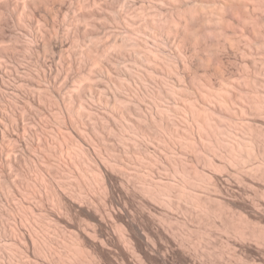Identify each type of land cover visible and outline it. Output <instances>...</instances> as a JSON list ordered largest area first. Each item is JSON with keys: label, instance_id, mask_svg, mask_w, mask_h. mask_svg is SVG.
<instances>
[{"label": "bare ground", "instance_id": "6f19581e", "mask_svg": "<svg viewBox=\"0 0 264 264\" xmlns=\"http://www.w3.org/2000/svg\"><path fill=\"white\" fill-rule=\"evenodd\" d=\"M55 1L58 2V0H24L19 5L15 0H0V101L6 100L9 96L7 97L9 106L12 107L11 110H14L13 108L19 104V98L24 96V100L21 99L24 106L21 102L22 109L17 108L19 115H14L16 112L11 111L15 112L12 116L8 114L0 116V156L8 151L11 153L10 148L5 150L2 146L5 140L10 138L9 133H17L22 144L28 145L24 137L28 134L25 126H21L19 133H15L13 129L15 126L12 127L14 123L17 126L18 119L23 117L26 110H29L30 114L37 115L38 105L42 102L48 104L56 101L60 104L56 105L60 107L62 123L59 121L60 128H56L58 132L55 136L51 135L53 136L51 138L60 145L61 156L66 157L70 165L75 167L78 176L84 179V184L88 177L94 182L97 179L112 181L114 173L112 174L111 171L126 175L133 169L129 173L130 179L132 175L133 179L138 181L147 199L158 200L169 210L182 209L193 213L204 210L202 193L198 191L200 187L205 186L204 174L194 164L202 160L201 147L203 152L207 151L209 155L221 159L236 170L249 166L255 170L259 167L260 172V168L264 166V134L262 133L264 131L256 124L254 118L261 116L264 112V38L261 40L262 36L258 35L264 31V0H110V2L104 0L105 3L102 0L100 3L105 5H101V8L98 0H67L72 8L79 9L78 14L75 15V23L77 20L79 22L76 24L83 22L93 28L88 30V27L85 29L74 26L73 30L77 27L75 29L77 33H73V30L70 32L71 35L75 34L72 35L71 42L76 43L79 37L94 39L92 43L101 40L99 36L101 32L94 31L98 28L94 26L103 19L115 20L121 24L119 26L122 28L121 31L117 30L116 34L112 33L113 37L109 35L112 39L107 40L109 43L104 42V46L97 47L99 43L97 42L96 45L94 42L95 45L90 46L88 43V47L86 45L85 48L83 44L85 50L79 51L80 56L79 52L78 55L75 51L72 54L68 52L72 57L69 58L70 61L68 59L70 63L68 66L73 68L72 76L67 73L69 71L65 72L62 69L66 73L63 76L65 73L61 74L59 69L62 66H57L58 60L64 55V49L71 44L68 41L71 37L66 35L67 38L64 35L63 28L64 31L67 29L64 24L62 29L58 25L59 23L62 25V21L56 24L55 20L58 17H54V8L56 11L59 7H54ZM234 1L239 2L240 8L242 7L247 16L242 12L244 16L237 15L236 19L234 13L240 12L241 9L237 7L238 10L234 11L233 8L237 5L233 6ZM90 2L92 5L98 2L100 9L90 10ZM42 4L45 7H51H47V10L50 9L49 13L47 11L49 16L40 14L38 9ZM116 5L121 7L120 10L116 9ZM64 13L67 14V12ZM11 14L15 17L17 22L15 23L21 31L18 33V30L14 31L16 33H12L14 35L10 33L12 36L10 35L4 42L7 34L4 35L6 29L4 27L8 24H6L8 15ZM249 22L253 26L255 33L253 36L248 35L245 30L244 24L247 25ZM104 23H100L102 30L104 29L102 24L106 26ZM259 27L262 28L260 32ZM234 35L237 37L234 38ZM159 36L163 38L160 39ZM20 37L27 38L22 48L29 60L32 58L25 64L22 62L23 65L20 63V67L24 68L21 70L25 74H21V70L15 65L13 67L11 64L10 67L7 63V60L13 63L10 58H15V44H20L17 42L21 39ZM83 42L86 43L82 39ZM79 45L82 48V45ZM229 48L238 51L240 58L243 59L242 63L240 62L242 73L235 79L228 77V73L226 74L219 63L222 54ZM66 49L72 50L69 46ZM108 50L111 55L116 52L114 54L116 58L114 55L110 56ZM17 51L18 49L15 52L18 53ZM16 59L14 61L17 63ZM32 60L36 63V68L32 67ZM64 60H66L65 57ZM83 62L92 66L99 64L100 67L98 66V71L95 70V75L94 72L90 75L85 71L86 66ZM86 74L92 77L89 78L91 84L80 86L83 87L82 92L69 90V92L72 91L69 96L63 92L67 96L64 97L63 87H68L72 79L87 80ZM93 78H99L95 79L99 82H91ZM84 87L87 89L89 87L88 90L94 94L92 97L103 102L101 104H105V109H97L91 106V102V105L85 102L87 92ZM117 118L118 122L120 120L119 123L123 120L122 125L117 122ZM68 127L75 129L74 131L80 135L83 142L89 134L94 135L95 138L97 137V143L95 142L97 145L95 144V147L91 145L92 149L86 150L80 140L76 142L71 139L70 128L67 131ZM154 141L159 147L153 144ZM117 149L118 152L115 153ZM184 154L190 158L187 163L184 161V158L187 160ZM122 155L134 156L136 161L131 160L136 164L133 167L130 164L126 166ZM210 156L205 157L202 163L217 169L221 165V167L225 166L224 163L221 164L220 161L217 163L215 158ZM153 163L160 164V167L162 165L158 173L160 175H155L153 172V176L156 177H153L151 173ZM188 163L195 167L191 165L189 167ZM137 164L144 165V168H147L144 172H147L140 170ZM8 166L10 165L7 163ZM125 167L132 168L127 169V172ZM158 169L154 167L156 172ZM262 171L264 172V168L261 169ZM100 175L102 177H99ZM119 178L114 180L119 182L121 181ZM119 184L123 188V183ZM107 187L103 184V188ZM54 189L53 187L51 198L56 203H60L59 193ZM168 218L170 216H166V219ZM244 221L243 228H236L240 236H251L255 239L262 238L261 235L264 236L260 228L257 229L250 221Z\"/></svg>", "mask_w": 264, "mask_h": 264}, {"label": "rangeland", "instance_id": "374dc122", "mask_svg": "<svg viewBox=\"0 0 264 264\" xmlns=\"http://www.w3.org/2000/svg\"><path fill=\"white\" fill-rule=\"evenodd\" d=\"M19 1L20 0H15L16 3L21 5L24 0ZM63 1L64 0H58V2L55 1L54 3V7H59V11L57 9L55 11L54 8V17H58L57 20H55L57 23H55L58 24V22L62 21V25L61 23L58 24L61 29L63 28V24L65 29L67 27L65 31L63 28V33L65 36L69 35L71 37V39H68L69 43H71L68 45L69 48L72 50L75 49L73 51L70 49L68 50L66 49L68 48L67 46L65 48L66 50L64 49L63 57H60L59 60L57 59L58 62L63 60V63L61 61L59 63L56 62L57 66H62V68L59 67L61 74H63L64 71H69L67 73L71 75L73 68L68 65H70L69 58H72L70 55L72 52L75 51L77 54L80 50H85L88 43H90V46L95 45L94 42H96V45L99 43L97 47H99V45L104 46L103 43L105 42L106 44L108 39L110 41L112 39L111 36L113 37V35L117 33V30L121 31L122 28L119 26L121 24H118L115 20L109 19L107 21L103 19L102 21L100 19L101 21H98V23L96 21L97 24L94 28H98H95L94 31L98 30L99 32L96 31L97 33L101 32L100 35L97 34L100 36L101 40L99 39L92 43L94 39L90 40L89 37L88 39L79 37V40L76 41L77 44L71 42L73 39L72 35L77 33V30H75L77 27H88V30H92L93 28L83 22L82 24L80 22L79 25L76 24L79 21L77 22L76 20L75 23V15L78 14L79 9L72 8L67 0ZM98 1L100 3L102 0ZM106 2H110V0ZM99 3H94L93 5H96L94 7L90 2L89 4L91 6H89L91 9L89 7L88 9H98L99 5L100 8L102 7L101 5H105L103 4L105 3L104 0L102 4ZM66 4H68V7ZM232 4H234L233 6L237 4L235 7L240 8L239 2L237 3V1H234ZM44 7L43 4L39 6L38 10L40 14L42 13L41 15H47L49 13L50 9L47 10L48 6ZM117 7L116 9L120 10L121 7ZM236 8H233L235 12L238 10V8ZM42 10H45L46 12H43ZM57 11L58 16L56 14ZM234 11L231 10V12ZM64 12H67V14ZM73 12L74 14H72ZM238 12L236 14L234 13L236 19L238 18L237 15L242 17L244 16L242 12L244 14L246 13L242 9L239 14ZM63 13L65 14L64 16ZM49 15L50 14L47 16ZM245 16H247V14H245ZM14 18L15 17L12 14L10 16L8 15V20L6 21V24H8L4 27V29H6H3L4 35L7 33L4 42L7 41V38L10 37L12 33L16 34L14 31L18 30L17 33L21 31L19 27H17V22ZM63 19L66 21H63ZM70 19L72 20L71 22ZM65 22L68 24L66 23L65 25ZM101 22L106 23V26L102 24L105 30H102V27H100ZM240 23L241 22H239V24ZM249 23L247 25L244 24V26H246L245 30L248 35L253 36L255 34L253 26L251 22ZM18 26H20L19 23ZM74 26H77L74 28L75 32L73 30ZM90 27L91 29H89ZM13 28L15 29L13 30ZM259 29L260 32L262 28L259 27ZM72 30L75 34L72 33L71 35L70 32H72ZM104 31L105 33H103ZM262 32L258 34L259 36H262L260 37V39L262 38L261 40L264 38V31ZM66 37L68 38V36ZM235 37L237 36L234 35V38ZM20 38L21 39L17 41L20 44H15V51L18 49V53L14 51L15 58H17L16 61L18 60L17 63L14 61L15 58H10L13 63H10L9 60H7V63H9L8 65L10 67L12 66L11 64H13V67L15 65L16 68L18 67L17 69L23 70L24 68L20 67V63H27L29 57L22 48L23 43H26L25 41H27V38H23L26 40H23L22 37ZM158 38L162 39L163 37L159 36ZM82 39L85 40L86 43H82ZM240 42H242V40H240ZM240 42L238 43L239 45ZM9 43L5 44L9 45ZM78 43L82 45V48ZM74 44L76 45L74 46ZM83 44L85 45V48ZM172 50L173 49L171 48V52ZM108 51L110 56L116 54V52H113L111 55L110 50ZM96 54L97 53H95V55ZM16 55L18 56L16 57ZM77 55L76 57L79 59V56ZM41 56L43 55L41 54ZM64 57L66 60H64ZM80 60L79 62L82 64V60ZM242 61L243 59L240 58L239 52L229 48L226 50V53L222 54L219 63L226 74L228 73L227 76L230 78L234 77L235 79L242 73ZM33 62L34 60H32L31 65L33 64L32 67H35L36 63ZM83 64L86 66L85 71L90 75H93V72L95 75V72L98 71L100 67L99 64V67L97 64H94V67L91 64L87 65L84 62ZM22 70L20 71L21 74L24 73ZM198 70L201 69L198 68ZM64 75H66V73L63 74V76ZM64 78L66 79V76ZM89 78L92 77H89L88 75L87 80H84L83 78L75 80L77 83L72 79L71 83L69 81L70 85H68V87H63L62 94L65 93L69 96L72 91L79 90L78 92H82L83 89L81 88L83 87L80 86L90 85L91 83L89 81L91 79ZM95 79L97 80L99 78H93L94 81L92 80L91 82H95ZM71 84L76 85H74V87ZM77 87L78 89H76ZM88 89L87 87L85 88L87 96H85V90L83 92L85 94L84 100H88L85 102L90 105L92 103L91 106L97 109H105V104L102 105L101 103L103 102L98 101L96 97H92L94 94ZM4 90H6V88ZM69 90H72L70 91L71 93ZM65 94L63 96L67 97ZM7 97L6 100L4 99V101H0V116H6V114L12 116L15 112L14 115H19L17 108H19V110L22 109L21 102H23L24 96L19 98V104L13 108L14 110H11L12 107L10 108ZM52 102L55 104H52ZM52 102H50L51 104L48 103L50 105L43 102L41 104L39 103L40 105L37 104L39 107L37 115L33 113L30 114L28 113L30 111L26 110V112H24L26 114L23 113V117L18 119L19 123L17 126L15 123L12 125V127L15 126L13 128L15 133H19L20 128L25 126V129H27V131H25L30 135H24L27 139L26 142H28V145L26 144L27 146L22 144L17 133H9L10 138L5 140L9 143L7 144L4 142L2 145L5 150L10 148L11 153L8 151L9 153L6 152L4 155H1L2 158L0 156V264H264V236L261 235L263 239L260 237L255 239L251 236L243 237L240 236L237 231L239 227L243 228L245 226L242 225V222L244 224V220H247L250 221L252 225L254 224L257 229L260 228L264 232V172H261V169L263 170L264 166L263 168H260V172L258 171L259 167L255 170L251 169L249 166L244 169L236 170L235 167H230V165L225 164L221 159L219 160L211 154L210 156L207 151L204 150L205 152H203V148L198 145L202 150V160L200 161L201 163L194 164L200 169L199 171L203 172L204 184L207 187L202 188L205 187L202 186L200 187V190L197 188L199 193H202L201 199L203 198L202 203L204 204V210L201 212L199 210V212L194 211L193 213L185 212L182 209L169 210L166 209V206L163 203L158 202V200L147 199L148 197H145L146 195L142 193L140 189V184L138 185V181L136 182L131 174L132 179H130L129 173L133 170L130 168L136 164L134 163L136 159L132 155V158L129 155H122V160L126 161V166H129V164L132 166L129 168L125 167L127 172L128 170H131L128 174L126 173L125 175V173H120L117 170L118 173L108 170L111 171L112 174L114 173L112 181L97 179V181L94 182L92 178L88 177V179H85L84 184V179L82 180L78 176L75 167L70 165L66 157L61 156L60 145H58L56 141L54 142L51 138L57 134L56 132H58V129L56 128L62 123V115L59 112L60 107H57L60 104L56 101ZM254 119L256 124L261 127L259 128L264 131V112L261 116L255 117ZM121 123H123V120H121ZM69 128L70 127L67 128V131ZM74 130L75 129H69L71 139H73V141L76 140V142L80 140L86 150L88 149L89 151L92 149V146L95 147L97 145V137L95 138L94 135L89 134L88 137L86 136L85 142H83L80 135ZM262 133L264 134V132ZM97 136L100 137V135ZM86 141L89 142L86 143ZM90 141H92L93 144ZM153 144L156 147H159V145H157L158 143L155 141ZM117 152L118 149L115 153ZM128 156L129 159L127 158ZM184 156L187 157L185 154ZM208 156L215 158L214 160L217 163H224L226 167H221V165L217 169L212 166V169L208 165L206 166L202 161ZM188 158L189 156L186 158L187 160L184 158L186 163L189 162L188 160L190 158ZM131 159H133L134 162ZM7 163L10 166L7 167ZM188 164L189 167H195L194 165H191V163ZM137 165L139 166V164ZM152 165L154 166H151L152 168H150L152 169L151 173L153 176V172L156 175L161 171L160 169H162V165L161 167L160 164L153 163ZM154 167L156 170L159 168L158 172L154 170ZM56 168L58 170H56ZM106 169L110 168L106 167ZM139 169L144 172V169L146 170L147 168H144V165H140ZM155 175L153 177H156ZM99 177L102 176L100 175ZM114 178H119L121 181L118 182L114 180ZM209 178L211 180H209ZM102 181L104 182V185L108 186L106 189L109 191L103 188ZM120 182L125 185L122 184L123 188L120 187ZM53 187L55 188L54 190L59 193L58 196L61 199L60 203H56L51 198ZM201 188L205 190H202ZM195 215L198 218H196ZM166 216H170L168 219L171 221H168Z\"/></svg>", "mask_w": 264, "mask_h": 264}]
</instances>
